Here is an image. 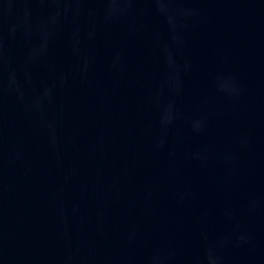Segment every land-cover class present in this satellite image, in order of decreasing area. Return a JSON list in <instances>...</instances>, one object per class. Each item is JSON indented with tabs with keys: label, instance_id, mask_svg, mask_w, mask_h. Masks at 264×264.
<instances>
[{
	"label": "water",
	"instance_id": "water-1",
	"mask_svg": "<svg viewBox=\"0 0 264 264\" xmlns=\"http://www.w3.org/2000/svg\"><path fill=\"white\" fill-rule=\"evenodd\" d=\"M0 264H264V0H0Z\"/></svg>",
	"mask_w": 264,
	"mask_h": 264
}]
</instances>
